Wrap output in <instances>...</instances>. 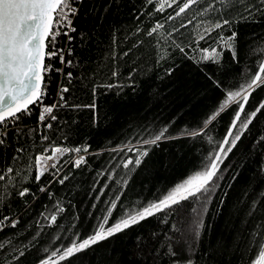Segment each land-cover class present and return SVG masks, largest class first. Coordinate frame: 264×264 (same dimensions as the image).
Masks as SVG:
<instances>
[{"label": "trees", "instance_id": "obj_1", "mask_svg": "<svg viewBox=\"0 0 264 264\" xmlns=\"http://www.w3.org/2000/svg\"><path fill=\"white\" fill-rule=\"evenodd\" d=\"M169 3H79L66 55L72 63L64 64L62 77L52 71L45 80L49 104L59 81L69 89L57 119L47 121L52 128L39 125L35 111L8 126L0 145V175L5 176L0 181V264H255L257 245H264V108L223 158L208 192L60 260L67 247L91 237L101 225L113 226L203 171L239 106L230 103L208 122L210 117L227 93L247 86L264 63L259 0L226 5L200 0L179 17L177 6ZM252 5L250 15L246 7ZM222 19L230 25L208 37L205 30ZM158 24L162 27L149 35ZM234 32L235 58L224 44ZM212 49L222 52L219 60H204ZM262 103L264 85L252 91L241 121ZM164 129L157 144H143ZM239 129L238 121L234 135ZM48 146L87 147L86 162L67 166L70 153L59 171L53 170L68 180L60 184L46 173L37 182L35 157ZM137 148L148 155L139 166L124 167L139 156ZM42 187L47 191H39ZM24 188L30 194L20 197ZM12 221H18L15 227Z\"/></svg>", "mask_w": 264, "mask_h": 264}, {"label": "snow or ice", "instance_id": "obj_2", "mask_svg": "<svg viewBox=\"0 0 264 264\" xmlns=\"http://www.w3.org/2000/svg\"><path fill=\"white\" fill-rule=\"evenodd\" d=\"M81 2L82 0H0V145L5 142L7 125L18 122L23 116H29L31 114L30 106L41 103L46 95L47 84L45 82V74L53 71L51 64L46 63V60L51 61L53 58H58L62 64L72 63L71 60L65 61L64 49L56 47V38L63 34L71 41L72 37L70 33L76 31L72 26L73 19L79 11L75 5ZM218 2L226 5L233 4L235 0H218ZM259 2L264 5V0H259ZM198 3H200V0H183L182 3L181 0H170L169 7L175 4L177 6L175 17H179ZM253 7L254 5L246 7L250 15ZM163 8L164 5L161 4L158 11H163ZM209 9L216 10L215 4H210ZM258 11L264 12V8L258 9ZM175 17L171 18L174 19ZM241 18L243 19L244 17ZM230 23L231 21L228 19H222L217 21L212 28L206 29L205 31L208 37H210L214 29H222L224 26L230 25ZM160 27L162 25L158 24L155 28L151 29L149 35L156 32ZM205 38L204 35L200 36V39ZM235 38L236 33L234 32L228 40L224 41L226 47L232 51L234 58L236 56L234 48ZM221 40H223V37H221ZM204 51L206 53L208 52L207 49H204ZM221 55L222 52L212 49L203 59L218 61ZM55 71L61 72L62 69H55ZM262 74H264V63L259 64L257 73L252 77L251 82L247 86H241V89L238 91L228 92L227 98L220 105L219 110L210 117L208 122L215 120L230 103L235 102L239 106L229 131L226 134V138L222 142V146L215 156L208 158L209 163L203 171L197 172L159 201L151 203L133 214L127 215L126 218L121 219L113 226L105 229L101 225L91 237L84 239L78 245L73 243L70 247H67L60 256V260L87 250L91 246L111 238L115 234L138 224L148 217L170 209L182 201L188 200L190 197H197L202 193L208 192L219 171V164L223 162V158L226 157L227 153L236 147L244 131L248 129L253 119L264 108V103L260 104L250 114H246L245 119L241 121V114L245 112L244 105L248 103L252 91L264 85V76ZM66 75L71 78L72 73L68 72ZM68 91L69 89L67 87L60 89V101L58 103L64 101L63 93ZM57 106V104L44 106L38 115V122L44 123V126L49 129L52 128V124L47 121L49 119L53 121L57 119L56 115H54V109ZM88 107L94 108L95 105H89ZM238 121L240 122V129L234 135L233 130L237 129ZM166 131L167 129H164L154 138L144 140L143 144H157L158 141L164 138ZM197 134L201 133H191L193 136ZM44 139H47V137L45 136ZM131 150L129 149V151ZM19 151H23V149H19ZM82 151L87 152L88 148L81 149L80 147L69 148L56 146L52 149L50 155L45 156L44 154H40L36 156L35 165L38 170L35 177L36 181L39 182L41 177L50 169H56L58 172L57 163L64 154L72 152L81 153ZM136 151L139 153V156L134 162L132 159H129L124 164V167L127 168L128 165L133 163L135 166H139L142 158L148 155L147 150L141 151L137 148ZM85 162L86 157L80 155L75 159L73 167L78 168ZM7 171L12 173L13 169L9 168ZM68 178V175H64L58 178L57 182L63 184ZM3 180H5V176L0 175V181ZM39 191L45 192L47 189L42 187ZM29 194L30 190L27 188H24L18 193L20 197ZM31 195L34 196L35 194L31 193ZM2 199H4V196L0 195V200ZM59 211H63V209H59ZM4 219L8 220L10 218L4 217ZM50 219L52 223H56L57 216L52 215ZM16 223L18 221H12V226L15 227ZM199 226L203 227V224L201 223ZM257 252L258 259H255V264H264V245H257ZM171 254L173 256L176 255L174 252ZM21 255H23L22 252ZM43 264H49V261L45 260ZM187 264H193V262L189 260Z\"/></svg>", "mask_w": 264, "mask_h": 264}, {"label": "built area", "instance_id": "obj_3", "mask_svg": "<svg viewBox=\"0 0 264 264\" xmlns=\"http://www.w3.org/2000/svg\"><path fill=\"white\" fill-rule=\"evenodd\" d=\"M75 6L79 9V4H77V5H75ZM76 15H77V14H76ZM76 15H75V16H76ZM72 26L74 27V19H73V25H72ZM74 28H75V27H74ZM72 33H73V32L70 33L71 37H72ZM69 42H71V41H69L68 37H67V36H64L63 34H61L60 36H58V37L56 38V47H57V48H62V49H64V59H65V61H66V55H67L68 53H70V52H69V50H70ZM57 60H58V62L61 64V69L63 70V67H64V64H65V63L62 64L58 58H53L51 61H47V60H46V63H50V64H51V66H52V68H53V71H55V69H59V68L57 67V64H56V61H57ZM51 72H52V71H51ZM51 72L45 74V80H46L47 77L51 74ZM61 77H62V71H61ZM59 82H60V83H59V86H58V88H57V90H56L55 98L52 100V104H49V102H47V98H48V90L46 89V95L44 96L42 102H41V103H38L37 105H33V106L31 107V114H30L29 116H31V115L33 114V112H35V111H36L37 114L39 115V114L41 113L42 108H43L44 106H51V105H53V104H57L58 106L54 109V115H55V112L57 111V109L65 104V96H64V93H63L64 101L61 102V103H58V102L60 101V89L63 88V86H61V82H62V81H59ZM29 116H27V117H29ZM24 117H26V116H23L22 118H24ZM18 122H19V121H18ZM16 123H17V122H16ZM16 123H10V124L7 125V127L10 126V125H14V124H16ZM38 124H39V125H42V124H44V123H42V122H38ZM61 147H67V146H61ZM53 148H54V147H52V146H48L46 152L43 153V154H44L45 156L50 155L51 152H52V149H53ZM69 148H70V147H69ZM72 153H73V156H72V157L68 160V162L66 163L67 166H70V165L73 166V163H74L75 159L78 158V156L83 155V156L86 157V156L88 155L87 152H83V151H82L81 153H74V152H72ZM69 154H70V153H66V154H64V155L60 158V160L58 161L57 166H58V164L60 163V161H61L62 159H64L65 157H67V155H69ZM39 155H40V154H39ZM53 170H55V169H50V170H49L48 172H46V173H52V176H54V178H53V181H54V180H57V178L59 177V175L54 174ZM46 173H45V174H46Z\"/></svg>", "mask_w": 264, "mask_h": 264}, {"label": "water", "instance_id": "obj_4", "mask_svg": "<svg viewBox=\"0 0 264 264\" xmlns=\"http://www.w3.org/2000/svg\"><path fill=\"white\" fill-rule=\"evenodd\" d=\"M30 107H32V106H30Z\"/></svg>", "mask_w": 264, "mask_h": 264}]
</instances>
